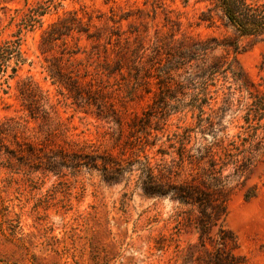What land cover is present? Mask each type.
Here are the masks:
<instances>
[{
	"label": "rangeland",
	"instance_id": "1",
	"mask_svg": "<svg viewBox=\"0 0 264 264\" xmlns=\"http://www.w3.org/2000/svg\"><path fill=\"white\" fill-rule=\"evenodd\" d=\"M38 5L48 6V14L22 37L26 63L0 100V124L22 126L0 145L18 155L15 133L22 150L32 147V155L19 154L23 164L0 148V264H207L213 246L199 247L194 225L182 220L188 208L170 194L145 193L148 183L139 180L145 158L153 168L177 161L186 137L185 150L194 157L211 151L216 168L253 147L248 170L226 181L222 224L246 264H264V117L245 122L254 96L264 95V43L240 40L241 51L228 58L244 86L230 75L219 79L202 114L187 106L188 95L175 92L186 105L171 100L164 109L154 104L155 76L167 53L182 41L234 38L216 15L211 23L199 21L207 0H0V39L15 32L14 11ZM60 20L86 33L72 30L41 45L43 31ZM50 71L59 72L60 83ZM25 79L35 89V118L17 91ZM91 156L123 171L109 179L100 160L98 170L90 169ZM224 170L232 175L231 165Z\"/></svg>",
	"mask_w": 264,
	"mask_h": 264
},
{
	"label": "trees",
	"instance_id": "2",
	"mask_svg": "<svg viewBox=\"0 0 264 264\" xmlns=\"http://www.w3.org/2000/svg\"><path fill=\"white\" fill-rule=\"evenodd\" d=\"M207 2L209 6H206V11L201 13L199 21L201 23H211L213 15H216L222 21L224 27L229 28L233 32L234 38L223 40L222 42L214 39L178 42L176 49L171 53H167L168 57L165 63L159 66L158 73L155 76L158 92L156 94L157 100L154 104H157V107L162 106L166 109V107L170 106L167 101L171 100L185 106L186 104L176 96H171V93L175 92L182 96L188 95L190 101L187 106L197 109L202 114V107L208 105L212 97L210 89L215 87L219 79L225 81L227 76L230 75L235 84L244 86L242 76L235 69L234 59L229 60L228 55L232 54L235 56L241 51L240 40L242 38L264 43V2L257 0H207ZM48 9V6L38 5L27 8L22 12L16 10L10 18L9 24L13 23L15 32L8 39H0V100L2 96L8 93L10 82L18 76L22 66L26 63L21 50L22 37L25 33L32 31L36 24L39 27L42 25L41 19L48 14ZM72 30L78 33H86L83 29L72 28L64 20L53 23L48 29L43 31L41 45L47 46L59 41L62 36H65V32ZM86 37L88 39L91 38L89 35ZM220 50L226 52V56H212L213 53ZM130 52L133 58L137 56V52ZM131 67L128 69L131 70ZM133 71H136L134 67ZM57 73L59 72H49V78L53 80V83L56 81L60 83L61 81ZM183 75L186 76L183 77ZM181 77L183 78L180 82L178 79ZM17 86L21 99L28 102L29 116L35 118V114L32 113L33 109H30V106L36 103V100H34L35 89L31 80L25 79ZM227 89L229 90V88ZM188 92L191 93L189 94ZM171 108L175 109L172 106ZM263 117L264 95H255L246 113L245 122L260 120ZM206 123L210 124L209 121ZM21 127L13 120L1 123L0 140H3L2 136L7 132L18 130ZM12 138L19 154L25 152V155H32V147L24 144L26 150H22V145L16 141L15 133ZM187 140L188 138L186 137L179 143L180 147L176 151L178 159L177 161L171 160V164L163 162L153 168L148 158L144 159L139 168V180L144 176L143 182L148 183L144 187V191L147 194H155L157 196L170 194L179 204L188 208L187 211L183 212L185 218L182 220L188 225H194V229L198 234L199 247L207 251L206 243L213 246V249L208 251L207 264H246L245 259L235 253V240L232 234L224 229L222 222L225 215L224 191L226 181L230 176L238 178L248 170L253 160V147L249 146L248 149L230 156L231 159L234 157L235 160L224 163L225 166L223 168H216V154H212L208 150L204 152V155L194 157L190 154V150H185L184 145ZM3 147V154L8 160L14 159L17 163L23 164L24 157L22 155H17L15 151L7 150L5 146L0 145V148ZM234 150L237 151V149ZM160 154L167 155L161 152ZM88 160L90 169L93 170H98L96 162L100 160L101 169L99 171L106 174L109 179L117 177L123 171V168L117 164H113L112 168H108L111 162L103 157L91 156ZM79 165V163H75L72 168H77ZM228 165L233 168L232 175L223 176L224 169ZM46 167L45 169L48 170L52 166ZM194 167H196V172L195 176H192ZM129 168L130 166L128 165V171ZM155 171H157V174H154ZM189 177L190 179H188ZM194 213L197 214L194 215ZM214 228L217 229L215 234L217 239L215 241L210 236ZM164 245V241L161 239L157 242L156 250L161 252L164 249ZM196 260L198 261L199 259L197 258Z\"/></svg>",
	"mask_w": 264,
	"mask_h": 264
}]
</instances>
